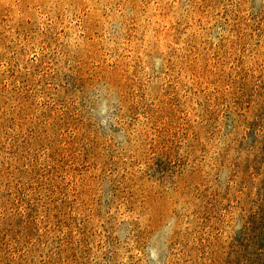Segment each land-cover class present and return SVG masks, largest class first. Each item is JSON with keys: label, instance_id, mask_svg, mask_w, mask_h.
Wrapping results in <instances>:
<instances>
[{"label": "rangeland", "instance_id": "374dc122", "mask_svg": "<svg viewBox=\"0 0 264 264\" xmlns=\"http://www.w3.org/2000/svg\"><path fill=\"white\" fill-rule=\"evenodd\" d=\"M0 264H264V0H0Z\"/></svg>", "mask_w": 264, "mask_h": 264}]
</instances>
